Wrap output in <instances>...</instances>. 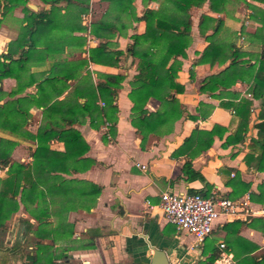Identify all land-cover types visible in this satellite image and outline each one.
<instances>
[{
	"label": "crops",
	"instance_id": "crops-1",
	"mask_svg": "<svg viewBox=\"0 0 264 264\" xmlns=\"http://www.w3.org/2000/svg\"><path fill=\"white\" fill-rule=\"evenodd\" d=\"M130 1L135 5L136 14L141 15L146 5L158 7L161 0ZM125 2L129 3V0ZM247 2L264 8V0H228L227 8L220 12L211 11L208 3L192 7V40L177 73V80L184 84V89L177 93L183 113L174 122L172 130L149 132L144 147L140 143L141 135L131 120L133 102L129 97V81L136 72L137 59L125 53L119 58L114 53L90 57L88 51L99 42L91 32L92 21L106 13L109 0H90L89 9L81 15L84 28L67 29L62 42L56 43V39H52L49 51L46 44L51 40L49 33L53 31L46 32L48 35L39 32L37 49H45L41 52L42 58L27 60L28 70L19 75V80L11 75L1 79L0 103L28 93L37 94L36 84L24 87L29 80L27 72L39 73L47 69L53 60L60 58L68 61L86 59V68L91 71L94 85L106 83L98 72L126 74L116 88L114 102L117 111L109 113L112 117L116 116L114 134H108L110 121L105 122V118L98 117L104 121L93 120L94 125L90 114H85L72 124L88 144L83 155L92 158L93 163L82 172L64 175L94 182L101 187V191L95 204L89 208L79 200L71 203L68 220L73 223V233L70 238H61L55 243V264H149L153 248L163 249L171 264H264L262 217L221 214L215 220L211 233L198 241L191 231L167 221L160 206V194L164 190H197L207 195L215 192L218 196L234 200L248 197L253 207L264 205V200H261L264 189L259 187L264 181V156L261 157L264 145L254 142L259 138L258 123L264 121V93L257 96L249 93L260 66L255 56L261 50V43L252 34L261 26V22L254 16L262 17L263 14L257 12L250 17L251 9ZM95 3L101 7L99 15L94 12ZM26 4L32 11L50 6L43 0H27ZM67 13L62 8L55 12V17L63 18ZM202 13L223 19L218 36L224 41H235L241 47L239 59H246L255 65L251 75L243 74V78L233 75L235 78L231 77L228 86L201 89L207 75L218 72L230 62L229 58L225 62H195L207 42L198 27ZM26 15L23 4L12 11L0 12V53L6 52L9 41L22 32L27 24ZM123 16L126 15L123 13ZM143 29L142 21L132 20L123 32H116L112 37L110 48L125 52L131 35ZM211 32L212 29L207 28L205 34ZM74 35L85 36V43L82 46L77 44L73 40ZM60 46L61 52L58 50ZM18 51L14 57L18 56ZM86 71L84 68L83 73ZM79 80V77L69 79V87L58 98H69L74 104L78 95L73 88ZM258 90L264 92V88L259 87ZM243 99L250 101L249 108ZM83 100V96H78V101ZM101 101L98 103L103 105ZM144 106L150 111L157 110L160 100L149 96ZM28 110V122L24 127L19 126V131L5 126L0 128V135L16 141L11 152V157L16 161L31 162L32 151L38 143L36 138L24 134L23 130L37 134L41 124L48 121L62 123L64 116H74L72 111L63 113L56 109L47 114L43 107L36 104L30 105ZM192 115L196 118H192ZM214 123L226 129L222 136H213L210 146L202 148L200 144ZM242 123L245 124L243 138L235 142L226 141L227 135L234 134ZM194 128V141L186 143L185 138ZM48 145L58 151L65 149L64 141L59 138H52ZM187 159L191 160L193 169L200 172L202 177L190 178L189 173L183 172ZM0 172L1 177L6 176L7 167H0ZM250 191L258 194L257 197L251 198ZM57 206L58 201H55L53 208ZM26 219L35 223L21 204L7 221L6 228L0 230V264H31L36 243L32 230L27 229L23 222Z\"/></svg>",
	"mask_w": 264,
	"mask_h": 264
},
{
	"label": "trees",
	"instance_id": "trees-1",
	"mask_svg": "<svg viewBox=\"0 0 264 264\" xmlns=\"http://www.w3.org/2000/svg\"><path fill=\"white\" fill-rule=\"evenodd\" d=\"M43 1L50 6L32 11L26 4L27 0H0L1 14L12 11L20 4H23V8L27 11V24L24 29L15 39L9 41L8 50L0 53V81L8 75L15 76L19 80V75L28 70L27 60L42 58L41 52L45 49H37L39 32L48 35L46 32L53 31L49 33L51 40L46 44L49 51L52 39H56V43L62 42L67 29L73 31L84 28L81 15L89 9L90 0ZM109 2L106 13L92 21L91 32L99 39V42L88 51L90 57L96 54L114 53L119 58L125 53L137 59L136 72L129 81L131 86L129 97L133 102L131 120L141 135L140 143L144 147L149 132L172 130L174 122L183 113L177 93L184 89V84L177 80V73L192 40V7L208 3L211 11L220 12L227 8L228 0H161L158 7L146 5L141 15L136 14L135 5L130 0L129 3L125 0H109ZM247 3L251 9L250 17L257 12L263 14L262 17L254 16L261 22V26L252 34L261 43V50L255 56L258 57L260 66L254 75V85L249 88V93L257 96L259 93H264L263 90H258L259 87L264 88V8ZM62 8H65L68 13L64 14L63 18L57 19L55 12ZM123 13L126 16H123ZM132 20L142 21L144 29L131 35V41L127 44L125 52L122 49L112 50L110 48L112 37L116 32H123ZM222 24L221 17L206 13H202L198 19L199 31L204 34L207 42L195 62L206 60H210L211 63L216 60L225 62L228 58L230 59L224 68L204 78L201 85V89L204 90H211L220 85L228 86L231 77L235 78L233 75L240 78H243V74L251 75V69L255 66L246 59H239L241 47H238L235 41H224L218 36ZM207 28L212 29V32L205 34ZM73 40L82 46L85 43V36L74 35ZM62 46L58 48L60 52ZM17 51L19 54L14 57ZM6 59L9 60L6 61ZM50 64L47 69L39 73L27 72L29 80L24 87L36 84L38 96L36 93H28L0 103V128L5 126L13 131H19V126L24 127L28 122L30 116L28 108L32 104L43 107L47 114L56 109L63 113L72 111L74 115L72 118L64 116L62 123L48 121L46 124H41L37 134L22 129L24 134L27 133L38 141L32 151L31 162L14 160L11 152L16 141L0 135V167H7L6 176H0V230L6 228L7 221L22 204L24 211L35 219V223H30L28 219L23 220L26 228L32 230L36 243L31 264H55L57 256L54 253L55 243L58 239L70 238L73 233V223L68 220L71 203L79 200L86 208L95 204L101 191L98 184L64 175L82 172L93 163L92 158L83 155L88 144L72 124L85 114H90L94 125H96L95 120L104 121L98 117L105 118V122L110 121L108 134H114L116 116L112 117L109 113L117 111V104L114 102L117 95L116 88L121 85L126 76L124 73L98 72L106 83L100 82L94 85L91 71L86 68V59L68 61L60 58L53 60ZM84 68L87 70L86 73H83ZM78 77L79 83L73 89L78 96H83L84 100L78 101L77 96L75 103L72 104L69 98H58L69 87V79ZM1 94L2 86L0 85ZM149 96L160 100L157 110L150 111L144 106ZM100 99L103 105L98 103ZM243 101L249 108L250 101L246 99ZM230 104L232 105L233 102ZM191 117L196 118L194 115ZM258 126L259 138L254 142L258 141L264 145L262 140L264 139V121L259 122ZM244 127L245 124L242 123V126L240 124L234 134L227 135L226 141L241 140ZM225 129V126L214 123L206 139L200 144L202 148L210 146L213 136L215 134L222 136ZM195 134L196 128L185 138V142L194 141ZM52 138L64 141V151L49 147L48 143ZM182 170L184 173H189L190 178L202 177L200 172L193 169L190 159L184 162ZM259 187L264 189V181ZM257 195L253 191L249 193L251 198ZM55 201H58V206L53 208Z\"/></svg>",
	"mask_w": 264,
	"mask_h": 264
},
{
	"label": "built area",
	"instance_id": "built-area-1",
	"mask_svg": "<svg viewBox=\"0 0 264 264\" xmlns=\"http://www.w3.org/2000/svg\"><path fill=\"white\" fill-rule=\"evenodd\" d=\"M160 206L167 221L191 231L198 241L211 233L221 214L257 215L264 219V205L253 207L248 197L234 200L215 192L205 195L164 190L160 194Z\"/></svg>",
	"mask_w": 264,
	"mask_h": 264
},
{
	"label": "water",
	"instance_id": "water-1",
	"mask_svg": "<svg viewBox=\"0 0 264 264\" xmlns=\"http://www.w3.org/2000/svg\"><path fill=\"white\" fill-rule=\"evenodd\" d=\"M32 6L35 7L34 5ZM149 264H171V262L163 249L153 248Z\"/></svg>",
	"mask_w": 264,
	"mask_h": 264
},
{
	"label": "rangeland",
	"instance_id": "rangeland-1",
	"mask_svg": "<svg viewBox=\"0 0 264 264\" xmlns=\"http://www.w3.org/2000/svg\"><path fill=\"white\" fill-rule=\"evenodd\" d=\"M93 9H94V12H95V14L97 15H99V13H100V10H101V7H99V4H97V3H95V4H93ZM0 173H2V172H0ZM14 216V215H13ZM10 223H11V221H10Z\"/></svg>",
	"mask_w": 264,
	"mask_h": 264
}]
</instances>
